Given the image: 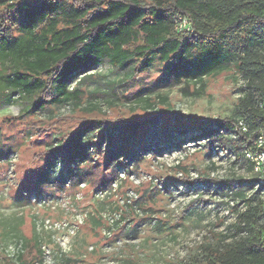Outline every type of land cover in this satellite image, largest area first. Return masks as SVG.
I'll use <instances>...</instances> for the list:
<instances>
[{"label": "rangeland", "instance_id": "374dc122", "mask_svg": "<svg viewBox=\"0 0 264 264\" xmlns=\"http://www.w3.org/2000/svg\"><path fill=\"white\" fill-rule=\"evenodd\" d=\"M67 83L79 101L28 114L19 94L0 100V264H36L40 244L46 264H185L237 238L238 213L263 191L235 133L210 122L243 119L234 66L194 79L101 61ZM138 144L135 158L110 153Z\"/></svg>", "mask_w": 264, "mask_h": 264}, {"label": "trees", "instance_id": "16d2710c", "mask_svg": "<svg viewBox=\"0 0 264 264\" xmlns=\"http://www.w3.org/2000/svg\"><path fill=\"white\" fill-rule=\"evenodd\" d=\"M0 7L3 103L15 102L12 98L19 94L29 114L49 104L77 102L81 92L69 89V77L86 73L101 61L136 72L159 63L170 76L194 79L232 65L249 88L242 100L248 132L236 129L238 119L233 117L210 122L234 132L242 145L264 133V0H0ZM179 14L190 20L192 33L175 30ZM158 118L148 117L144 123ZM139 125L131 123L134 131ZM70 145L72 149L79 141L73 137ZM137 148L140 144L126 154L120 148L110 153L132 157ZM58 156L66 161L71 155ZM238 223L236 239L209 245L200 257L185 264H264L262 201L250 202L239 212ZM38 247L40 262L42 244ZM22 257L19 253L15 260L21 262Z\"/></svg>", "mask_w": 264, "mask_h": 264}, {"label": "built area", "instance_id": "2783aa9c", "mask_svg": "<svg viewBox=\"0 0 264 264\" xmlns=\"http://www.w3.org/2000/svg\"><path fill=\"white\" fill-rule=\"evenodd\" d=\"M175 30L179 33H192L193 28L190 20L183 15H177L175 18ZM236 129H240L244 132H248V126L245 123L244 119L238 120V125ZM137 152H135V156L137 155ZM243 153L244 158L246 162L252 167L253 172L256 175L257 178V186L260 187L263 191L262 196V205L264 208V133H259L257 136H255L252 139V142L250 144L243 145ZM135 156L132 158H135ZM102 194V193H100ZM137 197L136 193L134 191H130L128 193L127 203H131L133 199ZM135 209L137 208L136 205ZM120 216V215H118ZM110 218V216H109ZM113 222L114 219H110L109 227L107 230L104 231V234L110 235L113 228ZM22 243H18L17 252L14 258H17V255L19 253H22ZM49 250L45 245H42V257L41 261L36 264H46L47 258H49Z\"/></svg>", "mask_w": 264, "mask_h": 264}]
</instances>
